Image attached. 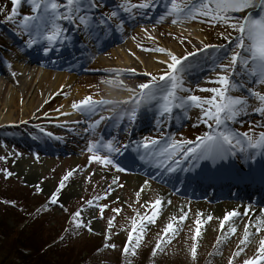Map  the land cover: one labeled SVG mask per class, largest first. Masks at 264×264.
<instances>
[{"label":"rangeland","instance_id":"obj_1","mask_svg":"<svg viewBox=\"0 0 264 264\" xmlns=\"http://www.w3.org/2000/svg\"><path fill=\"white\" fill-rule=\"evenodd\" d=\"M120 2L122 0H106L108 7L104 10L108 11ZM132 2L139 3L141 0H132ZM24 4L27 7L22 5V14L28 13L30 7L26 2ZM166 4L167 0H155L153 8L147 10L146 15L143 11H138L135 18L121 13L126 22L122 32L113 31L95 47L89 44L86 52L101 57L106 62L104 65L95 64L93 60L84 61L79 57V50L76 48L87 43L80 34H74L72 47L63 49L71 50L67 54V56L70 55L69 59L57 52L45 56L42 50L36 51V46L33 49H24L23 55H18V50L24 48L23 40L13 36L6 30V26L4 27L1 23L2 21L0 22V57L6 61L0 63V119L7 117L11 110L15 121H17L0 125V156L8 157L7 162L0 161V223L6 224L8 226L6 230L9 231H7L9 235L7 239L0 237V259H3L5 264H38L40 262L39 259L37 261L36 257L33 259L30 257L27 261L19 259L18 247L22 241L26 243V239L30 240L29 244L31 242L34 252L43 253L46 251L45 260L41 264H229L230 260L233 261V257L230 260H225L222 257L225 250L221 249V244H215V246L207 244L203 246V251L198 245L197 239L191 240L193 237L191 233L193 232L183 228H180L174 237H171V234L165 237L166 225L175 222L172 218L164 220V210H161L155 224L146 226L142 234L141 245L136 250V254L134 256L130 254L127 257L122 255L124 246L128 244L132 220H139L151 214V209L144 205L161 199L165 192L160 190V187H164L168 191L170 189L163 185L164 183H159L153 178V190L149 191L148 194H145L144 190L140 192L144 179L142 182L132 183L135 173L130 171L129 167L132 163L134 165L145 164L138 159L131 149L123 155L115 157L120 165L126 169L124 172H117L114 168H104L99 164L89 163L90 153L87 151V146L92 141H100L101 137L105 143L115 137L119 144L132 143L146 136L160 138L161 135L164 137L172 136L177 140L183 138L195 141L197 137L209 131L200 120L202 114L199 109L192 108L188 112V118H184L183 114H180V119L172 120L174 123L171 128L168 123L163 129H160L155 122L152 125L136 122L132 127L127 125L124 134H121L119 128L123 127L126 120L117 127L114 120L105 119L99 124V127L93 130L89 125L88 128L83 127L90 123L88 122L89 117L72 109V113L80 118L81 125L78 133H82V135L74 136L73 134H65L67 133L65 128L70 127L68 121L55 123V120L50 118L54 111L53 106L57 104L59 109L62 102L67 101L66 94L70 93L74 96L70 101L71 106L75 101H81L88 96H91L95 101H106L111 96H119V98L129 96L128 99H130L135 93L129 92L127 89L138 91L137 86L139 84L149 81V77L143 75L144 73H151L157 77L163 74L166 64L162 63L157 64L159 68L154 72H149L147 69L138 71L139 68L134 65H131L130 68L112 67L119 65L120 58H111L110 54H108L110 58L108 56L107 58L103 54L120 46L132 50V45H134L135 50L133 51L136 55L140 57L144 55V60L151 55L153 58L151 60L155 61L156 59L158 61L166 60L167 57L158 52L144 51L143 49L162 48L161 46H163L166 51L177 56L197 52L196 56L190 57L195 65V71L186 78L184 87L191 88L193 90L191 94L210 97L211 93L200 92L198 89L219 87V85L210 82L216 80L218 75L223 74L219 72V69L210 71L214 67L213 60L217 54H223L225 48L231 50L235 47V40L239 33L219 24L212 26L209 22L201 23L199 20L173 24L171 22L172 17H168L160 22L159 17L164 14ZM0 8H4L6 11L10 10V0H0ZM237 15L243 16L244 13ZM141 19L146 21L141 23L139 22ZM10 25L13 27L11 23ZM139 26H144L147 30L146 33L137 32ZM123 32L126 34L121 36ZM222 33L229 37L232 41L231 44L221 37ZM10 37L12 40H9ZM110 37L117 38V41L103 45L109 41ZM206 45L217 46L219 52L211 48L207 52L199 51ZM82 50H80V55L83 54ZM98 57L97 59H100ZM44 58L46 60L50 58V62H57L62 67L48 69L40 61ZM26 59H29L30 62L26 65L27 71L23 73L22 77L23 80L29 82L28 92L25 93V95L27 94L25 96L23 93L24 86L21 82L17 84L9 81L13 71L7 67V63L10 62L12 65L26 64ZM129 61L130 63L135 62L133 57H129ZM33 62L36 63L32 64ZM132 69L135 70V74L129 71ZM48 70L64 75V80L60 82L55 75L49 74L47 81L41 82L42 73ZM203 75H206L204 80L200 77L196 78ZM70 77H76V80L66 86L67 79ZM106 81H112V83H106ZM56 83H60L58 89L60 94L56 98L57 102L49 103V108L45 111L40 109L46 104L48 92L56 88V86L51 88V85ZM252 87L256 91L264 92V86L253 84ZM32 91H35L36 96L40 98L41 104L35 105L33 112L26 115L22 108L26 107L29 99L28 93L30 95ZM233 94L238 95L239 93ZM180 95H188V93H180ZM11 99L15 103L13 109H10L11 104L8 103ZM251 103L254 105V100ZM129 107L130 105L125 106V108ZM120 110L115 109L114 112L106 114L105 117H115ZM144 113L145 111H140L139 117ZM24 117L27 118L23 119ZM262 120L264 118L250 115L243 117L242 122L233 125V127L241 129L243 132H240L244 133L250 131V124L255 125V132L258 135L260 131H264V128L258 126ZM85 129H89V131L86 133ZM49 132L53 134L52 137L46 135ZM128 132L131 133V136L126 134ZM62 136L66 137L62 138ZM57 137L59 139H56ZM101 151L106 153L105 149ZM16 153L21 155L17 156ZM37 155L39 156L38 161ZM22 161H29L31 166L38 168L41 172L43 171L42 168H45V174H40L41 176L35 174L37 177L33 176L32 180H28V173L19 174L16 171L17 164ZM4 169L11 171L13 176L5 178ZM69 171H73L74 174L69 181L65 182L66 187L60 192L59 197L63 207L59 204L49 203L62 177ZM116 178H118V183H113ZM48 184H51L50 188H46ZM119 185H123V187ZM38 189H43V191ZM72 189L77 190L76 194L66 198L65 193H70ZM109 192L111 195L104 199ZM138 192L139 197L137 196ZM178 196L187 198L184 195L176 194L173 200ZM204 198L194 199L190 197L189 199L201 203V206L193 207L194 215L198 216L199 219L205 216L206 207L214 203L211 198ZM89 201L92 202V206H89ZM202 203L204 204L202 205ZM170 204L173 205L174 202L171 201ZM104 205L108 207L101 219L100 208ZM183 208L187 209L188 205L183 203ZM81 209H83L81 213L83 221L85 223L91 221L92 232H89L87 228H76L72 223L73 214ZM113 209H121V211L117 214ZM212 217L215 218L214 215ZM113 219L114 226L109 231L108 221ZM185 224L188 228L193 225L191 215H187ZM108 235H111V239H106ZM133 235L135 237L140 234ZM169 238H171L170 243L162 242ZM106 243L115 244V249L105 248ZM157 243L161 244V248L156 250V254L153 256ZM193 243L197 244L196 260L192 259L190 251ZM233 264L235 263L233 262Z\"/></svg>","mask_w":264,"mask_h":264},{"label":"snow or ice","instance_id":"obj_2","mask_svg":"<svg viewBox=\"0 0 264 264\" xmlns=\"http://www.w3.org/2000/svg\"><path fill=\"white\" fill-rule=\"evenodd\" d=\"M25 2L30 7L28 13L22 14L21 7ZM10 3L11 9L6 11L0 8V14L4 15V22L13 25L15 35L24 42V48L18 50V55L22 56L24 49H33L40 45L43 55L48 56L52 52L59 53L64 48L72 47L74 34H80L85 38L87 43L81 45L83 50L87 51L89 44L95 47L113 31H123L126 22L121 13L133 16V18L138 11H143L146 15L147 10L153 8L155 0H141L139 3L122 0L108 11L104 10L108 7L106 0H10ZM240 13L244 15H237ZM168 17H172L173 24L199 20L201 23L209 22L212 26L219 24L239 33L235 40V47L231 50L225 48L223 54H217L213 60L214 67L210 71L219 69V72L223 74L210 82L219 87L198 89L200 92L211 93L210 97L191 94L193 90L184 87L186 78L195 71V65L190 57L196 56L197 52L177 56L164 48H154L143 50L165 55L167 59L159 63L166 64V68L158 77L151 73H144L143 75L149 77V81L139 84L138 91L127 89L135 93L130 99L115 102L95 101L88 96L79 102H74L72 108L90 116L96 113L102 105H130L129 108L121 109L115 117L101 116L99 121L89 126L93 130L99 127L105 119L114 120L117 127L127 120L129 127H132L139 118L141 108L153 112L156 126L163 129L166 123L180 119V114L188 118V112L192 108H197L202 114L201 122L207 126L209 131L197 137L195 141L183 138L177 140L172 136L161 135L160 138L146 136L132 143L119 144L115 137L106 143L101 137L100 141H92L87 146V151L90 153L89 163L124 172L126 169L115 157L131 149L143 164L163 169L170 174L179 170L191 174L192 179L207 181L225 179L233 185L256 182L264 185V164H261L259 169L255 167L258 160L264 161V131H260L257 135L256 126L251 124L249 125L250 131L244 133L237 132L232 127L241 123L242 118L246 116L256 115L264 118V92L256 91L252 87L253 84L264 86V0H167L165 12L159 17V21L162 22ZM221 37L228 40L230 44L232 43L223 33ZM209 48L219 52L215 45H206L199 51L207 52ZM5 62L4 58L0 57V63ZM7 67L11 69L12 64L8 62ZM129 71L135 74L134 69ZM12 75L15 76V73L13 72ZM106 83H112V81H106ZM180 93H188V95H180ZM233 93L239 94L234 95ZM253 100L256 102L255 105L251 103ZM110 111H115V108ZM258 126L264 128V120L259 122ZM85 131L87 133L89 129ZM126 134L131 136L130 132ZM46 135L52 137L53 134L49 132ZM102 149H105L106 153L101 151ZM15 155L21 154L16 153ZM7 159L6 156H0V161L7 162ZM36 159L39 160L38 155ZM233 159L242 160L247 165V170L228 171ZM185 162H189L188 166H185ZM202 163L207 167L202 168ZM73 174V171H69L62 177L49 203L63 207L60 204V192L66 187L65 182L69 181ZM4 176L10 178L13 173L4 169ZM113 183H118V178L114 179ZM119 186L123 187V185ZM147 186L146 181L140 192H143ZM38 190L43 191V189ZM108 195L111 193H107L104 199H107ZM137 196L139 197V192ZM88 203L92 206L91 201ZM168 203L170 204L171 201ZM248 203L249 206L243 213L234 209L223 217L220 223L221 232H224L225 225L229 224L233 218L249 215L252 209L251 200ZM162 204L163 202L157 199L144 205L151 209V214L139 220H132L128 244L124 246L122 255L127 257L130 254L133 256L136 254L146 226L155 224L161 213ZM107 207L104 205L100 208L101 219ZM82 211L83 209L73 214L72 223L76 228H87L89 232H92L91 221L88 223L83 221ZM113 211L119 214L121 209H113ZM186 218L187 213L180 217H172L175 223L170 222L166 225L164 236L168 237L171 234V237H174L180 230L177 224L183 223ZM212 219L213 217L209 215L206 220L197 219L195 221V234L192 237L194 241L201 236L203 225ZM113 226L114 219L109 220V231ZM249 228H253L254 232L249 231ZM229 231L234 235L237 229L230 226ZM261 232H264V209H261L259 217L254 222L250 218L249 224L245 225L240 244H250L251 237ZM133 234L140 235L134 237ZM106 239H111V235H108ZM162 242L170 243L171 238ZM104 247L115 249L116 246L106 243ZM160 248L161 244L157 243L153 256ZM190 251L192 259L196 260V243H193ZM243 251L244 249L241 248L234 254V257H239ZM229 264H233V261L230 260ZM243 264H264V239L259 241L256 254L252 258L245 259Z\"/></svg>","mask_w":264,"mask_h":264},{"label":"bare ground","instance_id":"obj_3","mask_svg":"<svg viewBox=\"0 0 264 264\" xmlns=\"http://www.w3.org/2000/svg\"><path fill=\"white\" fill-rule=\"evenodd\" d=\"M143 21L145 22L146 20L141 19L139 22L144 23ZM146 31L147 30L144 26H139L137 29V32H141V34H143L144 32L146 33ZM124 34H126V32H123L121 36H123ZM116 39L117 38L110 37L108 39L109 41L108 42L106 41L103 45H109L111 41L116 42L117 41ZM132 46H133L132 50H127V49H124L122 46H120L117 48H113L111 51L109 50L105 52L103 55L106 57L108 56L109 58L111 55L112 56L111 58L122 59V60L119 59L118 61L119 65L112 66L114 68H122V67L130 68L131 65H134L139 68L137 69L138 71H144V69L145 70L147 69L149 70V72L150 71L154 72L155 70L159 68L157 64H160V63L157 59L156 61L151 60L153 58L151 55H149L147 56V59L144 60V55L142 57H140L139 55H136V53L133 51L135 50V47L134 45ZM161 47L163 48V46ZM36 48H37L36 51L41 50L40 46L38 45L36 46ZM76 49L79 50V53H78L79 57L82 58L84 61L93 60L95 64H102V65L106 64V62L102 60L101 57H98V55L94 53H88L85 50H82L83 54L80 55V50L82 49L80 45ZM69 51L70 50L65 49L59 53L61 55L67 56ZM68 57L69 56H67V59H69ZM97 57L100 59H97ZM129 57H133L135 62L130 63ZM40 61L43 62L42 64L45 65V67L48 69H59L60 67H62V65H60L57 62L56 63L50 62V58L48 60L44 58V59H41ZM29 62H30L29 59H26L25 60L26 64H20V63L13 64L11 67V70L15 73V76L12 75L10 76V79H9V81H12L17 84L21 82V84L24 86L23 87L24 95L26 92H28L27 89L29 87V82L23 80L22 77H23V73L27 71L26 65ZM34 63L36 62H33L32 64ZM49 74L55 75V77H57L60 80V82L61 80H64V77H63L64 75L56 74L53 71L48 70L42 73L43 76L41 75V82H46L47 81L46 79ZM198 77L204 80L206 78V75L197 76L196 78ZM67 80L68 82L66 86L74 82L76 80V77H70ZM54 86H56V88L48 92V97H46V104L44 106H41L42 108L40 107V109L45 111L49 108L48 106L49 103L54 102V101L57 102L56 98L59 97V94H60V91L58 90L60 83L51 85V88ZM73 97L74 96H72V94L70 93L66 94L67 101L62 102V105L59 106L60 107L59 109H58L57 104L53 106L54 111L50 115V118L54 119L55 123L59 121L61 122L68 121L67 123L71 124L73 128L75 129V131H78L80 130L81 124H80V118L75 116L74 113H72L73 108L70 104V101L71 99H73ZM28 98L29 99H28V103L26 107L22 108L24 114L26 115L29 114V112L30 113L33 112L35 105L41 104L40 98L36 96L35 91H32L30 95L28 93ZM128 98L129 96H127L126 98L125 97L119 98V96H111V97H108V100L115 102V101L127 100ZM8 103L11 104L10 109L11 108L13 109L15 105L14 100L12 101L11 99L10 101H8ZM255 103L256 102L254 101V105ZM125 106H126L125 104H111L109 106L102 105L100 108L97 109L96 113H93L90 116L84 114L85 116L89 117L90 120L89 121L87 120V121L90 123L84 125L83 127L88 128V125L90 126L94 124L96 121H99L101 116H105L106 114H111L112 112H114V111H110V109H113V108L126 109ZM141 111H145V113L144 115L138 118L137 122L140 124H144V125H152L155 122L154 113L151 111H148L146 108H141ZM65 113H67V115H65ZM14 118L15 117L13 115V111L10 110L7 117L0 119V125L11 124V123L17 122L15 121ZM25 118L27 117H24L23 119ZM76 122H79V123H76ZM127 125H128V121L126 120L125 124H123V127L121 128V134L125 133L128 127ZM262 162L264 163V161ZM188 164L189 162H185V166H188ZM201 167L206 168L207 165L202 163ZM241 169H244L246 171L247 170L246 164L240 159H233L231 161L230 168L228 169V171L234 172V171H239ZM42 170L43 171L41 172L40 170H38V168L31 166L29 161L19 162L16 167V171L19 172V174L28 173L27 175L28 180H32L33 176L37 177L38 175L41 176L40 174L44 175L46 170L45 168H42ZM132 170L135 173V177L132 178V183L142 182V180L144 179V183H143L144 185L145 182L147 181L148 186L144 188L145 194H148L149 191L153 190L152 188L153 178L164 183L163 185H166L170 189V191H168V190H165L164 187H160V190L165 192L160 199L163 202L161 210H164V213H165L164 220L172 218V217H180L181 215H184V213H187V215L188 214L191 215L193 219V225L190 228H188L185 224V221L187 218L184 220L183 223L177 224V226L179 227V229L183 228L184 230L193 232L191 233L192 236H194L195 234V227H196L195 221L199 219L198 216L194 215L195 210L193 209V207L194 206L199 207L201 206V203L190 201L189 197H192L194 199H203L204 196L209 195L212 197L213 200H215L213 204H210L209 207L208 206L206 207L207 211H205V216H203L202 219L206 220L209 215L210 216L214 215L215 218L211 220L210 222L205 223L203 225L201 229L202 234L200 237L197 238V241L199 243L198 245H200L203 251H204L203 246H206L207 244H210L209 246H212V245L215 246V244H221V249L225 250L222 257L225 260H230V258L233 257V262L235 264H243V261L245 259L252 258L256 254V250L259 247V241L261 239H264V232H261L259 235H253L251 237L250 244L241 245L240 240L243 238L245 225L249 224L250 218L252 222H254L255 219L259 217L261 209H264V185H261L259 182L252 183V184H245V185H233L225 179L216 180V181H207L203 179H192L191 174H186L179 170L176 173L170 174L163 169H157L155 167H150L147 165H133ZM35 174H37V176H35ZM193 184H196L197 186L195 189L192 187ZM50 187H51V184H48L46 186V188H50ZM76 191H77L76 189L75 190L72 189L70 193L68 192L69 194L65 193L66 194L65 197L68 198L70 197V195L72 196L76 194ZM176 194L184 195V197H187V198H181L178 196L176 199L173 200V198L176 197ZM252 195H255V199L253 200H252ZM249 200H251V205H252V209L249 215L247 216L241 215L239 217L233 218L232 221L229 222V224L225 225L224 232H221L220 223L223 217L228 212L234 209L238 210L240 213H243L245 209L249 206V203H248ZM168 201H173L174 204L171 205L168 203ZM183 203H186L188 205L187 209L183 208ZM203 204L204 203H202V205ZM169 205L171 206L169 207ZM230 226L236 227L237 229L234 235L231 234V232L229 231ZM249 231L254 232V229L249 228ZM191 240L193 239L191 238ZM241 248L244 249L241 255L239 257H234L235 252L240 251Z\"/></svg>","mask_w":264,"mask_h":264},{"label":"trees","instance_id":"obj_4","mask_svg":"<svg viewBox=\"0 0 264 264\" xmlns=\"http://www.w3.org/2000/svg\"><path fill=\"white\" fill-rule=\"evenodd\" d=\"M254 15H256V13H254ZM0 20H4V15L0 14ZM5 225L6 224L0 223V237L7 239L9 236L8 235L9 231L6 230V229H8V226L7 225L5 226ZM25 241H26V243H24L22 241V244H20L18 247V251H20V253H21V256L19 253V259L27 261L30 257H32V259L36 257L37 261H38V259L40 260V262L38 264H41V262H43V260H45L46 256H44V255L46 254V251H43V253L34 252V247L32 246L31 242L29 244L30 240L26 239ZM0 264H5V262H3V259L2 260L0 259Z\"/></svg>","mask_w":264,"mask_h":264}]
</instances>
